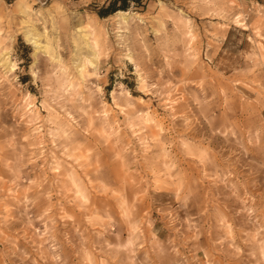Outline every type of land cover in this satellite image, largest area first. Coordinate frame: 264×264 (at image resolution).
Returning a JSON list of instances; mask_svg holds the SVG:
<instances>
[{
	"label": "rangeland",
	"instance_id": "obj_1",
	"mask_svg": "<svg viewBox=\"0 0 264 264\" xmlns=\"http://www.w3.org/2000/svg\"><path fill=\"white\" fill-rule=\"evenodd\" d=\"M0 264H264V0H0Z\"/></svg>",
	"mask_w": 264,
	"mask_h": 264
},
{
	"label": "bare ground",
	"instance_id": "obj_2",
	"mask_svg": "<svg viewBox=\"0 0 264 264\" xmlns=\"http://www.w3.org/2000/svg\"><path fill=\"white\" fill-rule=\"evenodd\" d=\"M19 7L24 10V11H28L30 10L29 5H25L22 2L19 1ZM129 16V13H125V12H117L115 15L116 21H121L123 23V21L127 20ZM125 23V22H124Z\"/></svg>",
	"mask_w": 264,
	"mask_h": 264
},
{
	"label": "trees",
	"instance_id": "obj_3",
	"mask_svg": "<svg viewBox=\"0 0 264 264\" xmlns=\"http://www.w3.org/2000/svg\"><path fill=\"white\" fill-rule=\"evenodd\" d=\"M126 7H127L126 3L123 2V4H122L119 8L116 9V8L112 5L110 8H108V9H106V10H103L102 13L106 14L108 11H111V12L113 13V12H116V11H118V10H124V8H126ZM119 12H121V11H119Z\"/></svg>",
	"mask_w": 264,
	"mask_h": 264
}]
</instances>
